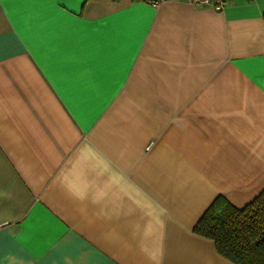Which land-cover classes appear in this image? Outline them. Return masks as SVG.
I'll return each instance as SVG.
<instances>
[{
    "label": "crops",
    "instance_id": "obj_1",
    "mask_svg": "<svg viewBox=\"0 0 264 264\" xmlns=\"http://www.w3.org/2000/svg\"><path fill=\"white\" fill-rule=\"evenodd\" d=\"M264 0H0V264H233L194 232L264 189Z\"/></svg>",
    "mask_w": 264,
    "mask_h": 264
},
{
    "label": "trees",
    "instance_id": "obj_2",
    "mask_svg": "<svg viewBox=\"0 0 264 264\" xmlns=\"http://www.w3.org/2000/svg\"><path fill=\"white\" fill-rule=\"evenodd\" d=\"M194 232L211 240L217 253L233 264H264V189L241 209L216 198Z\"/></svg>",
    "mask_w": 264,
    "mask_h": 264
},
{
    "label": "built area",
    "instance_id": "obj_3",
    "mask_svg": "<svg viewBox=\"0 0 264 264\" xmlns=\"http://www.w3.org/2000/svg\"><path fill=\"white\" fill-rule=\"evenodd\" d=\"M165 0H148V2L154 6L158 7ZM186 4L193 7H203L209 6L216 10H220L225 6L226 0H184Z\"/></svg>",
    "mask_w": 264,
    "mask_h": 264
}]
</instances>
